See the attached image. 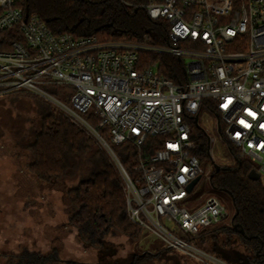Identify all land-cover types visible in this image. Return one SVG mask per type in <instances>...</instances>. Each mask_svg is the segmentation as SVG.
<instances>
[{
    "label": "built area",
    "instance_id": "built-area-1",
    "mask_svg": "<svg viewBox=\"0 0 264 264\" xmlns=\"http://www.w3.org/2000/svg\"><path fill=\"white\" fill-rule=\"evenodd\" d=\"M21 1L0 0V34H13L0 37V96L24 92L50 100L108 151L121 173L133 222L188 259L233 264L192 238L228 217L221 201L210 197L195 210L182 205L190 184L205 174L191 121L198 124L203 108L215 113L223 139L241 156L259 160L262 177L264 0L135 3L165 31L157 38L149 30L137 41L56 34L38 14H26ZM144 52L178 58L182 65L171 67L175 78L162 75L164 64ZM52 86L63 87L64 97ZM99 127L109 128L112 143L139 148L132 171ZM150 137H161L162 143L144 157L141 148ZM170 222L186 236L177 235Z\"/></svg>",
    "mask_w": 264,
    "mask_h": 264
},
{
    "label": "trees",
    "instance_id": "trees-1",
    "mask_svg": "<svg viewBox=\"0 0 264 264\" xmlns=\"http://www.w3.org/2000/svg\"><path fill=\"white\" fill-rule=\"evenodd\" d=\"M145 1L22 0L20 5L26 14H38L56 34L70 32L76 36L93 35L102 41H137L147 31L154 30L157 38L164 37L165 31L159 22L153 21L144 7L134 5ZM12 35L8 31L0 37ZM160 42L165 43L163 40ZM143 55L152 60L161 58L164 63L161 73L170 79L175 78L171 67L182 65L173 56L152 52H144ZM51 89L64 97L63 87L52 86ZM92 122L98 125L96 120L92 119ZM194 131L195 153L204 156L209 151L207 136L198 126ZM99 132L132 171L138 160L139 148L129 142L112 143L108 127H99ZM161 143V137L148 138L141 148L143 156L150 157ZM14 148L19 154H29L28 172L41 183L52 187L57 182L74 180L73 184L66 186L70 209L68 222L83 244L101 249L110 236L123 235L132 242L142 236L143 227L128 215L123 179L110 154L95 137L61 110L51 105L41 114L37 113L33 127L14 140ZM233 153L236 155L235 163L221 165L218 171L215 168L210 180L214 188L231 194L236 209L232 225L224 227L223 233L229 237L237 234L252 254L240 256L231 253L228 261L233 264H264V184L261 179L249 177L250 171L257 167L247 158L239 157L237 150L233 149ZM241 229L243 233L239 232ZM208 232L210 230H205L192 238ZM211 253L214 254L213 251ZM142 258L136 255V262L131 264H140ZM61 260L56 251L42 254L25 250L13 254L6 264H59Z\"/></svg>",
    "mask_w": 264,
    "mask_h": 264
},
{
    "label": "rangeland",
    "instance_id": "rangeland-1",
    "mask_svg": "<svg viewBox=\"0 0 264 264\" xmlns=\"http://www.w3.org/2000/svg\"><path fill=\"white\" fill-rule=\"evenodd\" d=\"M154 60L162 62L161 58ZM51 105L55 107L47 98L29 93L0 97V264H6L13 254L25 250L42 254L56 251L62 259L59 264H131L136 262V255L143 257L140 264H203L193 258H182L184 255L176 250H169L166 242L148 229H144L135 242L123 235L110 236L101 249L87 246L79 240L68 222L70 209L66 186L73 184L74 180L57 182L52 187L41 183L28 172L29 154H19L14 148V140L33 127L37 113L41 114ZM191 124L206 134L209 151L204 156L199 155L205 174L182 205L195 210L208 198L216 197L228 212L227 218L193 242L225 260H229L231 253L251 255L237 234L229 237L223 233L224 227L232 225L236 209L231 194L214 188L210 176L215 164L235 163L233 149L237 150L239 157L247 158L257 168L259 160L253 156H241L236 147L223 139L217 117L209 109L203 108L198 124L195 119ZM261 180L264 184V174ZM169 224L177 235L186 236L179 224Z\"/></svg>",
    "mask_w": 264,
    "mask_h": 264
},
{
    "label": "water",
    "instance_id": "water-1",
    "mask_svg": "<svg viewBox=\"0 0 264 264\" xmlns=\"http://www.w3.org/2000/svg\"><path fill=\"white\" fill-rule=\"evenodd\" d=\"M218 129L219 131L221 132V125L219 123L218 125ZM215 168L216 170H220L221 169V165H218V164H215ZM249 177L253 180H259L261 179V174L256 170V169H252L249 173ZM201 179V177H197L191 184H190V187H189V190H192V188L195 186L196 183L199 182V180ZM235 228H237V225H235ZM239 232H244L243 229L239 230Z\"/></svg>",
    "mask_w": 264,
    "mask_h": 264
}]
</instances>
